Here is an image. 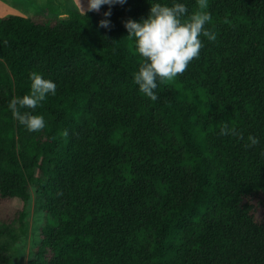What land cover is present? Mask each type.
Instances as JSON below:
<instances>
[{"label":"trees","instance_id":"trees-1","mask_svg":"<svg viewBox=\"0 0 264 264\" xmlns=\"http://www.w3.org/2000/svg\"><path fill=\"white\" fill-rule=\"evenodd\" d=\"M176 2L197 9L0 17V264L27 231L30 184L45 214L31 264H264V0H208L216 41L201 35L199 58L152 101L125 22ZM31 72L57 86L39 132L8 108ZM225 122L244 139L221 135Z\"/></svg>","mask_w":264,"mask_h":264},{"label":"clouds","instance_id":"clouds-1","mask_svg":"<svg viewBox=\"0 0 264 264\" xmlns=\"http://www.w3.org/2000/svg\"><path fill=\"white\" fill-rule=\"evenodd\" d=\"M125 2L126 0H88L87 11L99 12L103 5H122ZM208 7V0H197V9L189 14L187 6L183 3L176 2L172 6L151 3L146 19L141 22L129 19L125 22L129 32L127 38L134 40L135 51L142 58L138 71L133 75L134 83L144 96L152 101L158 100L155 92L158 81L164 83L182 75L189 64L199 58L200 50L204 46L201 35L209 41H216V35L205 27L212 19L211 14L206 11ZM104 15L110 16L111 11ZM110 23L109 20L103 19L100 26L108 28ZM225 23L229 22L225 20ZM30 80V93L13 97L8 108L13 118L29 132H39L46 124L44 117L34 112L49 93L55 95L57 86L38 72H31ZM220 134L244 139L241 133L235 128H230L226 122L220 128ZM64 135H67V131ZM248 141L245 147L260 143L254 136H249Z\"/></svg>","mask_w":264,"mask_h":264},{"label":"rangeland","instance_id":"rangeland-1","mask_svg":"<svg viewBox=\"0 0 264 264\" xmlns=\"http://www.w3.org/2000/svg\"><path fill=\"white\" fill-rule=\"evenodd\" d=\"M88 0H0V17L22 14L31 17H66L71 9L86 11ZM27 231L17 243L13 264H31V255L39 241V227L45 214L38 196V187L30 184Z\"/></svg>","mask_w":264,"mask_h":264}]
</instances>
